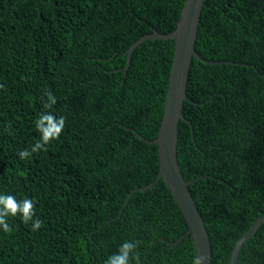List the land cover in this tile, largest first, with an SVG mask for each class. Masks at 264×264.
<instances>
[{"label":"trees","instance_id":"trees-1","mask_svg":"<svg viewBox=\"0 0 264 264\" xmlns=\"http://www.w3.org/2000/svg\"><path fill=\"white\" fill-rule=\"evenodd\" d=\"M185 0H0V194L32 199L0 227V264H104L138 241L139 264H192L187 224L158 173V135L174 40ZM178 124L177 160L205 223L211 264H228L236 241L264 215V0H206ZM56 99L45 109V93ZM42 112L66 118L47 151ZM128 198L120 216L119 211ZM35 219V217H34ZM163 238L165 241H160ZM155 241V243H153ZM131 264H137L132 260ZM237 264H264V224Z\"/></svg>","mask_w":264,"mask_h":264},{"label":"water","instance_id":"water-1","mask_svg":"<svg viewBox=\"0 0 264 264\" xmlns=\"http://www.w3.org/2000/svg\"><path fill=\"white\" fill-rule=\"evenodd\" d=\"M205 2L206 0H185L180 16L176 22L175 29L167 34H160L153 30V32L141 36L123 53V56L127 57L126 65L118 71L125 73L130 64L132 52L144 41L150 39L174 40L173 60L168 77V88L158 135L154 140H147L134 131V135L141 141L151 145H157L159 163L158 173L152 183L145 187L131 190L129 196L139 191H147L159 180H162L168 192L179 207L188 228L187 231L176 241L168 243L173 246L181 242L185 237L191 236L195 256H204L206 257L204 264H211V246L205 223L188 189V186L193 181H196V179L185 181L182 177L177 160L178 124L181 120H186L183 115L184 102H190L195 105L197 104L188 99L186 95L187 81L192 59L196 58L198 61L208 64L231 63L228 61L221 62L205 60L195 49L200 15L205 6ZM127 202L128 198L124 201L118 216L121 215ZM262 224H264V215L256 218L252 222L248 231L236 241L228 264L238 263L241 248L255 235ZM159 240L165 241L163 238H159ZM153 243H155V241Z\"/></svg>","mask_w":264,"mask_h":264},{"label":"clouds","instance_id":"clouds-1","mask_svg":"<svg viewBox=\"0 0 264 264\" xmlns=\"http://www.w3.org/2000/svg\"><path fill=\"white\" fill-rule=\"evenodd\" d=\"M4 88L0 84V89ZM47 102L44 103L45 109H51L56 99L51 91L45 93ZM66 118L64 116L57 117L52 112H42L39 118L35 121L37 131L40 133V139L34 143L31 149H24L19 152L20 159H28L32 153L41 150L47 151L46 145L52 141L58 140L65 128ZM22 217L23 222H31L32 230H39L43 226V221L36 217L35 203L32 199L24 198L17 200L15 196L10 194H0V227L5 233H11L12 228L7 222L9 216ZM35 217V219H34ZM138 241H125L118 249V251L109 256L104 264H131L132 260H136L139 264V256L136 252L138 248ZM206 257L196 255L192 259V264H204Z\"/></svg>","mask_w":264,"mask_h":264}]
</instances>
